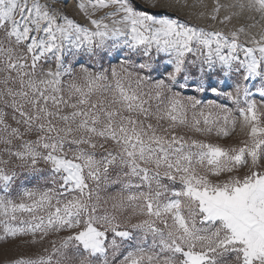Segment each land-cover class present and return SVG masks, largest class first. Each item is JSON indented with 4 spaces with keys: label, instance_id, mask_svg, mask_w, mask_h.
Listing matches in <instances>:
<instances>
[{
    "label": "snow or ice",
    "instance_id": "1",
    "mask_svg": "<svg viewBox=\"0 0 264 264\" xmlns=\"http://www.w3.org/2000/svg\"><path fill=\"white\" fill-rule=\"evenodd\" d=\"M77 8L0 0V241L48 245L9 264H264V30Z\"/></svg>",
    "mask_w": 264,
    "mask_h": 264
},
{
    "label": "rangeland",
    "instance_id": "2",
    "mask_svg": "<svg viewBox=\"0 0 264 264\" xmlns=\"http://www.w3.org/2000/svg\"><path fill=\"white\" fill-rule=\"evenodd\" d=\"M52 3L53 9H57L60 12L66 14L69 18L75 19L77 22L81 24H86V20L83 15L79 13L77 5L80 0H49ZM184 0H180L182 4ZM221 4H231L234 0H219ZM136 3L148 11L152 12H165L170 16H179L181 20H187L190 23H196L200 26H210L213 29L223 30L228 32L233 29V27H245L246 31L249 34H258L260 31L264 30V20H261L258 14L254 13H243L240 16L234 18L231 24L227 27L220 25L218 22H213L208 20L207 13H209L212 8L215 6L216 0H187L188 7L180 8L176 5L175 0H171L172 6H169L170 0H136ZM153 3L159 4V7H152ZM232 11H238V9H232ZM199 12L205 13L204 19H197L196 14ZM103 13H98V15H102ZM225 10L222 9L220 12V16L223 17L225 15ZM255 24V27H251V25ZM245 40V36H241V41ZM82 62L88 65L89 67H93L94 61L89 60L87 57L82 58ZM113 64L116 63L115 59H113ZM104 67H108L107 62H104ZM93 70H98V66L94 67ZM211 95V94H209ZM258 99V97H257ZM10 112V109H5ZM243 138V134L239 132V128H237V132L233 134L232 137L220 140L219 142L224 144L225 146L236 144L240 139ZM212 139H216L213 137ZM61 235H67V233H61ZM49 239H58L56 236H52ZM18 241H0V264H9L11 260H13L17 255L20 254L21 251H27L28 253H32L35 251H39L42 247L48 246L47 240L43 242L42 245H37L34 247H30L27 249H19L17 247Z\"/></svg>",
    "mask_w": 264,
    "mask_h": 264
},
{
    "label": "trees",
    "instance_id": "3",
    "mask_svg": "<svg viewBox=\"0 0 264 264\" xmlns=\"http://www.w3.org/2000/svg\"><path fill=\"white\" fill-rule=\"evenodd\" d=\"M118 188H119L118 185H110V186L102 187L100 190V195L102 198H107L108 196L115 194ZM108 207L110 208V205H108Z\"/></svg>",
    "mask_w": 264,
    "mask_h": 264
}]
</instances>
